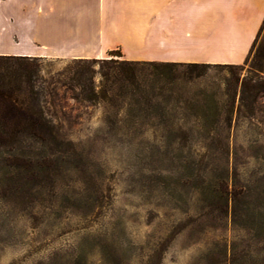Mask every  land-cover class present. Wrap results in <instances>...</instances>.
Segmentation results:
<instances>
[{
  "label": "rangeland",
  "instance_id": "374dc122",
  "mask_svg": "<svg viewBox=\"0 0 264 264\" xmlns=\"http://www.w3.org/2000/svg\"><path fill=\"white\" fill-rule=\"evenodd\" d=\"M257 51L236 68L142 62L125 98L77 102L57 84L60 97L45 106L65 174L41 202L15 210L2 196L12 166L0 157V264H264ZM71 60L38 62L37 85L66 81L58 73Z\"/></svg>",
  "mask_w": 264,
  "mask_h": 264
},
{
  "label": "crops",
  "instance_id": "0c3cea01",
  "mask_svg": "<svg viewBox=\"0 0 264 264\" xmlns=\"http://www.w3.org/2000/svg\"><path fill=\"white\" fill-rule=\"evenodd\" d=\"M263 21L264 0H0V55L240 64Z\"/></svg>",
  "mask_w": 264,
  "mask_h": 264
},
{
  "label": "trees",
  "instance_id": "16d2710c",
  "mask_svg": "<svg viewBox=\"0 0 264 264\" xmlns=\"http://www.w3.org/2000/svg\"><path fill=\"white\" fill-rule=\"evenodd\" d=\"M256 49V58L264 68V21L250 53ZM115 52L110 50L104 58H74L71 68L58 73L67 80L51 78L47 86L37 85L41 71L38 62L44 58L0 55V157L8 160L6 164L13 170L6 177L9 186L2 196L13 209L23 211L41 202L45 187H54L65 174L57 155L61 134L45 106L47 98L60 97L57 84L67 89L64 97L69 93L77 102H94L108 95L125 98L137 90L143 63L127 60L121 52L120 58H115ZM34 144H39L40 149ZM4 154L9 155L3 157ZM79 171L83 173L81 182L89 184L84 170ZM215 193L226 206L227 190L220 188Z\"/></svg>",
  "mask_w": 264,
  "mask_h": 264
}]
</instances>
